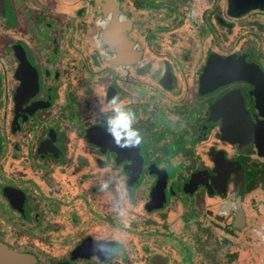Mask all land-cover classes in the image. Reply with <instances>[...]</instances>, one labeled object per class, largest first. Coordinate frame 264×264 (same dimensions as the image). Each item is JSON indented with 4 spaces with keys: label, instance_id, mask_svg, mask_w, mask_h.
<instances>
[{
    "label": "flooded vegetation",
    "instance_id": "obj_1",
    "mask_svg": "<svg viewBox=\"0 0 264 264\" xmlns=\"http://www.w3.org/2000/svg\"><path fill=\"white\" fill-rule=\"evenodd\" d=\"M0 264H264V0H0Z\"/></svg>",
    "mask_w": 264,
    "mask_h": 264
},
{
    "label": "clouds",
    "instance_id": "obj_2",
    "mask_svg": "<svg viewBox=\"0 0 264 264\" xmlns=\"http://www.w3.org/2000/svg\"><path fill=\"white\" fill-rule=\"evenodd\" d=\"M106 103L110 106L106 111L110 110L114 115L106 116L105 123L108 127L105 131L112 132L114 136H125V140L119 143V146L136 147L141 142L142 136L132 127L131 109L122 106L115 95L109 98ZM113 142L116 143V140L114 139Z\"/></svg>",
    "mask_w": 264,
    "mask_h": 264
},
{
    "label": "water",
    "instance_id": "obj_3",
    "mask_svg": "<svg viewBox=\"0 0 264 264\" xmlns=\"http://www.w3.org/2000/svg\"><path fill=\"white\" fill-rule=\"evenodd\" d=\"M9 254H11V256H12L13 253L10 252ZM9 254H7V255H9ZM32 261H33V260H32Z\"/></svg>",
    "mask_w": 264,
    "mask_h": 264
}]
</instances>
